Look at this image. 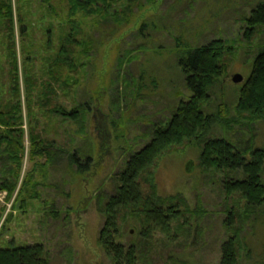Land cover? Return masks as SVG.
Returning a JSON list of instances; mask_svg holds the SVG:
<instances>
[{
    "label": "rangeland",
    "instance_id": "rangeland-1",
    "mask_svg": "<svg viewBox=\"0 0 264 264\" xmlns=\"http://www.w3.org/2000/svg\"><path fill=\"white\" fill-rule=\"evenodd\" d=\"M258 1L124 0L115 5L123 6L118 14L103 17L78 12L76 19L82 35L90 42V51L82 59L85 64L75 73L79 80L75 89L77 102L89 106L86 132L79 134V124L68 120L39 117V127L49 129V137L55 138V145L62 152L36 171L37 197L24 212L12 210L16 191L7 199L6 192L0 189V226L7 212L12 211L0 228V246H10L11 240L14 245L42 243L49 264H112L98 243L104 222L99 210L100 197L114 192L112 176L122 169L131 152L148 142L153 126L165 122L176 104L189 97L177 64L187 44L195 46L220 38L232 46L226 57L227 72L209 90L204 111L233 119L228 123L216 119L210 137H226L240 147L247 145L248 140L253 147L264 148V116L248 123L244 113L236 114L234 110L238 89L251 72L258 47L264 43V29L257 28L247 37L243 21ZM11 4L16 12L13 50L23 93L24 46L31 44L38 51L50 37L53 43L57 42L67 1L50 2L58 12L55 18L48 14L44 0H11ZM20 17L28 30L26 35L19 30ZM49 28L53 29L50 35ZM7 33V22L2 20L0 98L7 96L13 70L12 58L7 56ZM36 51L34 71L40 75L43 64ZM234 73H240L243 80L234 83ZM59 101L66 107L72 104L63 94ZM22 104L25 154L17 187L33 164L27 154L29 125L23 98ZM115 121L122 137H117L112 125ZM2 148L0 183L9 177V162ZM74 149L81 157H90L83 173L69 166L67 153ZM199 153L200 146L187 140L172 145L151 167L160 195L178 194L186 200L192 210L185 213L189 230L177 232L173 240L153 233L151 241L143 242L138 234L139 223L124 210L119 213L120 240L126 245L134 243L136 264H173L174 259L191 264H218L221 242L233 234L224 225L228 209L236 211L237 220L238 213L247 208L246 201L238 194H226L223 187L226 176L235 178L240 174L204 170L199 165ZM253 216L245 221L241 218L237 264H264V225L257 220L252 222Z\"/></svg>",
    "mask_w": 264,
    "mask_h": 264
},
{
    "label": "trees",
    "instance_id": "trees-1",
    "mask_svg": "<svg viewBox=\"0 0 264 264\" xmlns=\"http://www.w3.org/2000/svg\"><path fill=\"white\" fill-rule=\"evenodd\" d=\"M52 0H44L48 14L57 17V9L50 4ZM65 18L58 29L57 42L48 38L38 55L43 64V71L36 73L33 59V46H24L23 61V93L17 74L16 56L14 54V10L11 0H0V22H7L6 49L7 56L12 58V72L6 97L0 98V146L8 162L9 177L0 183V189L6 192L10 199L15 193L11 207L24 212L29 202L37 197L35 173L43 166L51 163L61 148L55 145V138L49 137V129L40 128L39 117L49 121L59 118L61 122L71 121L79 124L77 132H86L87 103L77 102L75 89L79 84L75 76L78 69L85 63L83 57L90 51L88 38L82 35L76 19L78 12L88 15L109 16L118 14L123 6L116 7L124 0H66ZM21 22V35L28 30ZM246 24V36L249 37L257 28L264 29V0H259L243 17ZM51 28V25H49ZM47 29L49 35L53 29ZM68 28V29H66ZM32 47V49H30ZM232 46L226 40L217 38L199 45H186V49L177 58V64L184 76V84L189 91L186 100H180L170 117L163 123L155 124L150 132V138L138 150L131 152L125 159L121 170L112 179L115 189L111 195H98L99 210L104 217L102 228L98 233V243L111 258L112 264H136L137 249L134 243L124 244L120 240L119 213L124 210L129 218L136 220L140 229L138 234L143 242L151 241L153 233H160L167 240H173L177 232L189 230L186 212L192 211L182 196L178 194L160 195L155 183L154 171L151 167L156 160L172 145H179L187 140H194L200 146L199 165L204 170L232 172L240 176L223 179L226 194H238L246 201V209L237 213L229 208L224 225L233 234L221 242L218 264H237L240 247L241 218L252 222L257 220L264 225V148L253 147L247 140V145L240 147L226 137H210L213 124L217 119L230 122L233 117L211 114L204 111V105L209 97V90L227 72V55ZM43 50V51H42ZM140 73V72H139ZM143 74L138 77L142 78ZM69 97L72 104L66 107L59 101V95ZM22 98L25 103V119L28 121L27 131L29 160L33 161L31 169L20 178L22 159L25 154L24 128L22 113ZM236 114H242L248 123L264 116V43L255 53L249 75L238 89L237 101L234 107ZM117 137H122L120 126L113 122ZM39 129H41L39 131ZM43 132L45 134H43ZM70 167H76L77 172L85 171L84 165L90 157L76 149L67 153ZM44 158L43 161L38 159ZM258 210V212H257ZM5 215L1 227L11 216ZM198 212V211H197ZM234 216V219H233ZM185 217V218H184ZM0 246V264H49V258L42 243ZM173 264H191L184 259H174Z\"/></svg>",
    "mask_w": 264,
    "mask_h": 264
},
{
    "label": "water",
    "instance_id": "water-1",
    "mask_svg": "<svg viewBox=\"0 0 264 264\" xmlns=\"http://www.w3.org/2000/svg\"><path fill=\"white\" fill-rule=\"evenodd\" d=\"M231 80L234 82V83H239L243 80V76L240 74V73H234L232 76H231Z\"/></svg>",
    "mask_w": 264,
    "mask_h": 264
}]
</instances>
